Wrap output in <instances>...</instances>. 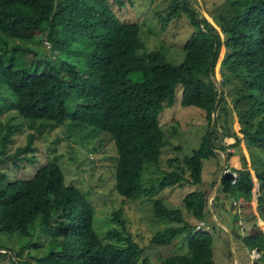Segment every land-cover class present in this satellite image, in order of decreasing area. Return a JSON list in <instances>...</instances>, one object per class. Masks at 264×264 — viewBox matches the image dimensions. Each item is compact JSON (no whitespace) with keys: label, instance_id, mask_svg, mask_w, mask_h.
Listing matches in <instances>:
<instances>
[{"label":"trees","instance_id":"trees-1","mask_svg":"<svg viewBox=\"0 0 264 264\" xmlns=\"http://www.w3.org/2000/svg\"><path fill=\"white\" fill-rule=\"evenodd\" d=\"M122 1L115 0L118 6ZM172 5L173 13L182 11L193 26L181 47L180 64L168 62L160 48L146 51L141 25L122 22L108 0H0V42L5 46L0 49V105L36 130L67 125L82 140L107 134L117 155L113 191L120 199L108 218L119 229L109 228L104 241L94 228L92 204L66 183L57 161L46 159L27 179L8 181L0 171V249L6 247L3 237L22 241L18 251L0 252V258L10 251L12 264H152L122 219L126 202L143 199L153 216L167 223L151 245L170 246L181 236L186 247L155 264H217L210 230L196 229L182 208L196 221L211 214L202 165L217 157L215 127L222 121L223 135L234 138L231 146L237 148L241 141L255 146L259 151L250 157L261 165L230 168L210 205L215 211L229 197L240 213L257 204V224L245 236L232 233L255 264H264V0H227L215 24L188 0H173ZM40 41L48 46L39 52L42 65H27L22 55L36 56ZM218 62L219 82L213 79ZM180 88V104L203 110L208 129L196 149L182 161L174 159L175 170L144 185L146 166L158 167L166 143L159 114L173 105ZM234 119L241 138L227 128ZM21 127L0 125V163L10 160L18 170L38 162L32 133L25 146L3 156L12 133ZM234 155L227 154L225 167ZM186 186L194 188L182 198L181 208H169L159 195ZM25 248L29 260L22 261Z\"/></svg>","mask_w":264,"mask_h":264},{"label":"rangeland","instance_id":"rangeland-1","mask_svg":"<svg viewBox=\"0 0 264 264\" xmlns=\"http://www.w3.org/2000/svg\"><path fill=\"white\" fill-rule=\"evenodd\" d=\"M172 1L123 0L124 5L118 6L115 0H108L112 10L122 22H136L141 25L140 38L146 51L160 48L165 53L168 62L180 64L183 59L181 47L192 32L193 26L182 11L179 10V14L173 13ZM188 1L195 12L214 23L215 16L227 0ZM3 46L4 44L0 42V49ZM35 47L38 51L36 56L31 53L22 55L26 64L33 67L35 64L42 65V61L39 59L42 56L39 52L48 49L44 41H40ZM32 60L35 62L32 63ZM213 79L217 82L220 81L219 62L215 68ZM180 100L181 88L177 92L173 105L159 114L158 119L166 143L158 167L146 166L142 177L144 185L156 183V179L161 177L164 172L175 170V166L178 164L174 162V159L182 161L184 156L196 149L201 136L208 129V121L204 111L193 106L183 107ZM17 116L13 110H6L0 105V125L21 124L22 126L21 130L12 133V142H9L7 152L3 156L25 146L28 134L32 133L34 134L33 146L38 148V151L33 155L36 156L38 162L35 165L24 163L25 168L18 170L13 167L10 160H6L0 163V171L8 175V181L27 179L33 176L40 164L46 159H54L61 166L66 183L78 188L89 199L94 208V228L100 238L106 241L105 233L109 228L119 229L117 224L108 219L120 200L113 191V170L117 155L110 137L105 133H95L82 140L79 132L67 125L53 128L44 127L36 130L35 127H27ZM223 126L224 123L221 121L215 127L217 157L204 161L202 165V188L209 191L208 203L211 214L203 222L196 221L182 208L183 217L194 226L199 225L201 229L210 230L213 237V257L217 264H255L251 253L242 247L240 241L234 240L232 231L240 236H245L247 231L257 224L259 220L257 204L254 203L245 209H241L240 213L229 197L222 200L225 206H219L215 211L210 205L221 185V176L229 172L230 168L250 169L252 165H261L260 160L255 161L253 157H250V153H254L258 149L253 145L248 146L244 141H241L237 148L232 147L234 138L223 135L225 132L222 131ZM227 128L230 129L231 133L235 132L241 138V134L238 132L240 125L236 119L227 125ZM2 134H4V129H0V137ZM222 145H225V149H221ZM93 149H95L94 152ZM234 152L235 155L230 158L229 167H225L227 154ZM28 154L30 155V153ZM242 156L245 158L243 159ZM263 167L264 158L261 169ZM213 181L216 183L212 186ZM193 188L188 186L168 188L159 195L169 208H181L182 198ZM129 202L124 205L122 219L125 221L126 230L131 234L132 239L137 242L140 248H143L144 257L146 256L152 264H155L160 258L185 252L186 247L181 236L170 246L153 247L150 239L167 226V223L161 222L153 216L148 200L139 199ZM255 230L259 232L260 227L257 226ZM3 238H5L2 241L6 247L0 249L1 253H5L8 249L14 252L19 250L22 241L17 236ZM40 240L46 243L47 237L41 236ZM29 249L32 247L29 246ZM29 249L25 248L20 255L22 261L29 260L26 255ZM230 251L232 255H230ZM8 252L6 256L0 258V264H12L9 258V254L12 255V253ZM31 252L33 255L35 254L34 249ZM13 259L16 258L13 257ZM139 264H142L141 261Z\"/></svg>","mask_w":264,"mask_h":264},{"label":"water","instance_id":"water-1","mask_svg":"<svg viewBox=\"0 0 264 264\" xmlns=\"http://www.w3.org/2000/svg\"><path fill=\"white\" fill-rule=\"evenodd\" d=\"M213 121H214V117L212 118V123H213ZM234 246V245H233ZM234 253H235V251H234ZM235 257H236V255H235Z\"/></svg>","mask_w":264,"mask_h":264},{"label":"built area","instance_id":"built-area-1","mask_svg":"<svg viewBox=\"0 0 264 264\" xmlns=\"http://www.w3.org/2000/svg\"><path fill=\"white\" fill-rule=\"evenodd\" d=\"M196 228L200 229V226H199V225H197V226H196Z\"/></svg>","mask_w":264,"mask_h":264}]
</instances>
